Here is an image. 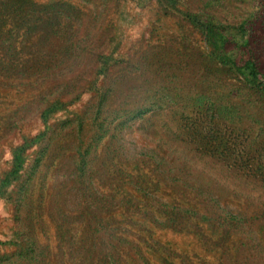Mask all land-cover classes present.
Segmentation results:
<instances>
[{
    "label": "rangeland",
    "instance_id": "374dc122",
    "mask_svg": "<svg viewBox=\"0 0 264 264\" xmlns=\"http://www.w3.org/2000/svg\"><path fill=\"white\" fill-rule=\"evenodd\" d=\"M0 264H264V0H0Z\"/></svg>",
    "mask_w": 264,
    "mask_h": 264
}]
</instances>
